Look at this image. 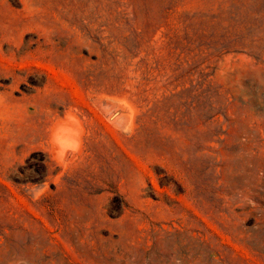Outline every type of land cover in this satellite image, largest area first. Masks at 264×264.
Segmentation results:
<instances>
[{"label":"rangeland","instance_id":"374dc122","mask_svg":"<svg viewBox=\"0 0 264 264\" xmlns=\"http://www.w3.org/2000/svg\"><path fill=\"white\" fill-rule=\"evenodd\" d=\"M0 97V264H264V0H0Z\"/></svg>","mask_w":264,"mask_h":264},{"label":"bare ground","instance_id":"6f19581e","mask_svg":"<svg viewBox=\"0 0 264 264\" xmlns=\"http://www.w3.org/2000/svg\"><path fill=\"white\" fill-rule=\"evenodd\" d=\"M77 120L69 117L68 119H66L64 121L61 120V121H55L54 122L52 134L55 133V143L52 141L54 144V145L53 144L52 145L55 146L56 143L61 145L59 150H56L57 152L62 153L65 151V149L68 146L76 145L77 143H79L81 141L79 135H80L82 129L80 128L81 125L78 124ZM52 134H51V136H52Z\"/></svg>","mask_w":264,"mask_h":264},{"label":"clouds","instance_id":"9594fccd","mask_svg":"<svg viewBox=\"0 0 264 264\" xmlns=\"http://www.w3.org/2000/svg\"><path fill=\"white\" fill-rule=\"evenodd\" d=\"M0 102H3V98H2V97H0ZM51 139H52V141L55 143V133L52 134ZM55 147L57 148V150H59V148L61 147V145L58 144V143H56V144H55ZM66 151H67L68 153H71L73 150H72L71 147H67V148H66Z\"/></svg>","mask_w":264,"mask_h":264}]
</instances>
